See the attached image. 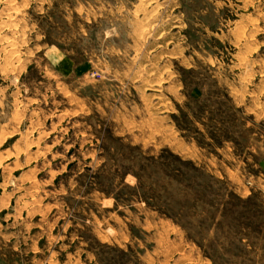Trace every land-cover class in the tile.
Wrapping results in <instances>:
<instances>
[{"label":"rangeland","instance_id":"obj_1","mask_svg":"<svg viewBox=\"0 0 264 264\" xmlns=\"http://www.w3.org/2000/svg\"><path fill=\"white\" fill-rule=\"evenodd\" d=\"M0 264H264V0H0Z\"/></svg>","mask_w":264,"mask_h":264},{"label":"crops","instance_id":"obj_2","mask_svg":"<svg viewBox=\"0 0 264 264\" xmlns=\"http://www.w3.org/2000/svg\"><path fill=\"white\" fill-rule=\"evenodd\" d=\"M148 1V0H147ZM148 6H151V3H148V5H147V8L145 9V11H147L144 15H143V18H142V20H141V23L143 24V26L141 27L142 28V30H140V33H142L143 31H149V33L151 32V31H156L157 29V35L156 36H154V38L156 39V40H161V41H164L165 39H166V37L169 35V33H170V31H169V29L167 28V27H157L151 20H150V18H153V16H154V14L152 13V12H154L153 10H150V8H148ZM151 15V16H150ZM149 20H148V19ZM162 30H165V31H167V34L165 35V36H161L160 35V32L162 31ZM160 35V36H159ZM133 42V44H146L147 42L146 41H144L143 39L141 40V38H140V34H136V32L135 33H133V35L131 36V43ZM161 43V42H160Z\"/></svg>","mask_w":264,"mask_h":264},{"label":"bare ground","instance_id":"obj_3","mask_svg":"<svg viewBox=\"0 0 264 264\" xmlns=\"http://www.w3.org/2000/svg\"><path fill=\"white\" fill-rule=\"evenodd\" d=\"M151 16V15H150ZM148 19V18H147ZM149 20V19H148ZM167 34V31H165V30H162L161 32H160V35L163 37V36H165ZM159 35V36H160Z\"/></svg>","mask_w":264,"mask_h":264}]
</instances>
